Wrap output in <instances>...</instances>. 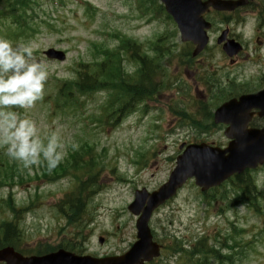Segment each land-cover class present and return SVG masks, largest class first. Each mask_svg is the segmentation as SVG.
<instances>
[{
	"label": "rangeland",
	"instance_id": "374dc122",
	"mask_svg": "<svg viewBox=\"0 0 264 264\" xmlns=\"http://www.w3.org/2000/svg\"><path fill=\"white\" fill-rule=\"evenodd\" d=\"M57 1L60 3L53 4L52 0H32L31 8L27 10L30 19L25 15L30 23L28 25L31 37L17 38L13 31L15 25L11 23L10 18H0V36L14 42L33 41L37 45L34 53L36 59L45 63L50 73L43 99L27 112L20 109L16 111L34 120L41 128L42 134L59 129L62 139L68 144L83 143L89 149L86 144L89 143L93 148H90L89 154L93 155V160L102 168L101 188L87 199L82 220L75 225L69 223L58 210L59 206L60 209L66 208L64 204L70 202L72 198V201L76 202L80 197L71 195L72 176L54 179L48 175L44 180L40 177V166L34 167L38 172L28 170L29 176L25 177L26 181L15 185L12 193L15 207L25 208L19 211L21 218L18 222V235L21 242H27L34 251L61 243L69 245L76 241L82 245L84 251L94 252L98 256L118 254L129 248L135 240L136 217L127 210V205L133 199V190L145 188L152 191L162 184L173 168L172 157L177 153L176 148L181 142L207 138V141L220 143L223 142V138L221 132L211 126L209 119L203 114L202 125L205 124L203 130L206 132H201L199 126L197 128L185 126L184 117L175 111L184 107L191 110L194 115L199 110L203 84L194 85L191 79L188 80L191 84L189 93L192 94V98L200 101L193 100L176 86H170L158 95L161 98L157 100V111L151 112L141 123L128 118L116 128L108 129L107 133L98 126L101 123L99 107L106 103L107 96H112L114 89L81 96L84 104L75 109L55 106L52 101L60 82L72 79L68 84L73 86L76 82L74 77L77 75L73 70L74 63L81 58L86 62L91 60L89 52L92 50L93 42L107 39L109 43H115L111 45L112 47L118 44L116 34L125 35L140 41L149 54L147 42L171 29L168 26L169 22L162 18L163 13H160L161 16L158 14L157 20L148 21L151 13L144 9L149 7L152 9L151 5L159 6L153 0H82L90 3L94 9L88 8L81 0ZM6 4V0L0 1V10L4 9ZM142 4L146 14L139 15L143 11ZM248 20L250 27L253 22L250 18ZM171 39L172 37L167 40L166 37L171 46L167 48V52L164 50L170 60L167 58L162 60L163 56L159 57L161 66L170 64V71L175 66L182 68L186 66L182 63V47L173 46ZM174 42H178L177 37ZM129 47L128 45V49ZM47 48L67 51L66 60L64 62L47 60L42 53ZM120 49H123V46ZM215 52V49L203 52L202 62L210 60L209 56ZM114 55L116 54L112 56ZM133 56L136 60L139 56L137 50H134ZM135 60L124 62L125 72L137 68ZM255 65L257 66V63ZM90 71L95 76L98 68L94 66ZM237 77L248 82L244 89L251 85L257 88L260 84L257 76L252 74L251 65H247L245 74ZM98 80L103 81L99 76ZM215 104V101H211L209 105L213 107ZM167 107L173 109L171 114L168 113ZM93 117L95 120L92 121ZM153 124L159 128L153 129L151 127ZM70 148L69 146L62 164L70 161L71 154L68 153ZM1 161L6 162V165H12L13 162L4 154L3 149H0V164ZM114 165L116 171L112 173ZM19 168L23 173L22 167ZM255 171L257 169L251 171L250 175L253 176L252 180L258 190L263 191L264 170L256 173ZM119 176L125 180H120ZM5 177L6 173L0 170V178ZM5 185L0 183V198L7 196ZM179 191L174 198L152 214L149 225L155 230L156 238L164 241L169 238L167 246H170L173 235L188 244L205 233L212 238L219 237V240L226 244L223 250L230 254L231 259H224L225 264H264V216H259L254 210L259 204L264 213L263 196L257 198L258 201L252 200L253 207H249L239 201L229 180L216 190L206 193H202L193 181H188ZM204 194L207 195L206 198ZM2 205L0 204V222L14 220L9 210L1 209ZM229 234L240 242L235 249L228 247ZM99 236L104 238L103 244L98 242ZM155 264L183 263L176 255L168 258V252L165 250Z\"/></svg>",
	"mask_w": 264,
	"mask_h": 264
},
{
	"label": "water",
	"instance_id": "95a60500",
	"mask_svg": "<svg viewBox=\"0 0 264 264\" xmlns=\"http://www.w3.org/2000/svg\"><path fill=\"white\" fill-rule=\"evenodd\" d=\"M160 1L165 5L166 10L172 14L181 27L183 36L198 35V38L202 40L200 35L201 29L198 23L199 11L192 6L195 2L197 3V0ZM238 3L239 2L233 3V6L238 5ZM211 4L218 9L228 7V3H224L220 6L213 1ZM202 7L205 9L204 5H202ZM45 54L50 58H57L60 60L64 58V54L61 51L52 49L46 51ZM262 94H264V91ZM245 99L250 100L251 98ZM251 107L259 108V115L264 116V97L258 104L255 102L248 103L244 98H242L240 103L231 102L230 110L227 115L232 116V119L224 120L223 117H216L215 121H224L233 126L235 122L241 121V117L248 112ZM237 114L239 115L234 117ZM233 134L234 131L230 127L226 135L235 138V140L232 141L229 144V148L225 150H220L217 147H210L204 143L199 145H188L183 154L177 158V165L171 172L169 180L164 185L152 194H146L142 191L140 195H137L135 202L129 206V209L135 214L141 212V216L136 222L138 230L137 237L139 240L124 256L111 259H94L88 256H75L71 253L59 250L56 253L48 254L43 257L26 259L13 253L10 249H2L0 250V261H5L6 264H141L143 260H149L153 256H157L158 245L152 242L147 227L150 213L154 207L171 197L176 192V189L181 186L188 177H194L196 184L201 186L202 190H206L211 186L219 184L234 172H241L246 167H254L257 163L264 161V130L253 137L252 142L246 145L241 135L235 134L233 136ZM225 153L228 154L224 155ZM143 203H146V207H143Z\"/></svg>",
	"mask_w": 264,
	"mask_h": 264
},
{
	"label": "clouds",
	"instance_id": "9594fccd",
	"mask_svg": "<svg viewBox=\"0 0 264 264\" xmlns=\"http://www.w3.org/2000/svg\"><path fill=\"white\" fill-rule=\"evenodd\" d=\"M33 41H12L0 36V149L25 170L45 166L57 168L67 149L78 144L66 143L59 129L42 134L37 123L16 109L27 112L45 95L49 79L47 65L36 59Z\"/></svg>",
	"mask_w": 264,
	"mask_h": 264
},
{
	"label": "trees",
	"instance_id": "16d2710c",
	"mask_svg": "<svg viewBox=\"0 0 264 264\" xmlns=\"http://www.w3.org/2000/svg\"><path fill=\"white\" fill-rule=\"evenodd\" d=\"M31 3H32V0H7V4L4 7V9L0 10V17L12 19L11 21L12 24L15 25L16 30L19 32L18 37L29 35L26 32L27 30L30 29V26L28 25L30 23H29V20L26 19V17L30 19V16L27 14V10L31 8L30 6ZM159 8L162 9L160 6ZM102 67H103L102 64L98 65V71L96 73L98 74L99 77H103ZM107 80H109V78H107L106 81ZM74 81L76 82L73 84V86H70L68 84V83H71L72 81L63 82L62 88H61V90L63 91V96H62L63 98H60L58 94L57 99L59 98L62 99L64 103L76 102L78 101V98L74 96L73 94L74 89L77 92L81 91L84 93H89L91 89L97 90L106 85L104 81H100V80L97 81V77L88 73L87 70L85 72H80L78 75V78L75 79ZM109 83H111V80L109 81ZM62 91H60V94L62 93ZM60 169L62 173L66 172V169L64 167L60 166L59 170ZM69 169L70 168H68L67 171H69ZM239 178L240 176H238V179ZM84 184H85L84 182H80V184L79 182L77 183L76 189L79 190L81 194L83 192L82 190H83ZM233 186L237 189L236 196L239 198V201L245 204H248L250 207H253L252 200H254L255 197L253 194H251L253 190L252 185L246 180L242 182L235 180L233 183ZM79 205H80V199H78V202L76 203V206H75L76 212H79ZM6 206L10 208L9 203H6ZM255 210H257V207H255ZM3 238L6 240V234L3 235ZM238 245H239V242H234L235 247ZM242 247H243V244H242ZM168 250L175 252V251H181V248L178 246L176 247V244H175L172 248H168ZM188 253H189V259L192 261L193 264L194 263L206 264L208 260V257H207L208 255L212 253L218 256L219 254L218 251L215 248H213V246L208 245V240L204 236H202V238H199L198 240L196 239L194 242L191 243V246L188 249ZM196 255H198L199 257L195 260Z\"/></svg>",
	"mask_w": 264,
	"mask_h": 264
},
{
	"label": "flooded vegetation",
	"instance_id": "af4514ba",
	"mask_svg": "<svg viewBox=\"0 0 264 264\" xmlns=\"http://www.w3.org/2000/svg\"><path fill=\"white\" fill-rule=\"evenodd\" d=\"M246 4L242 7H238L233 11H222L218 12L217 15L220 19L225 23L224 33L226 34V38L229 37H238L233 35L232 30L227 29L230 24L229 21L233 17L238 16V12L242 10V13H246L254 16L253 18L256 20L257 25L252 29V39L254 42L259 41L264 32V0H245ZM246 11V12H245ZM259 23V24H258Z\"/></svg>",
	"mask_w": 264,
	"mask_h": 264
}]
</instances>
